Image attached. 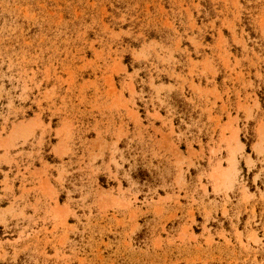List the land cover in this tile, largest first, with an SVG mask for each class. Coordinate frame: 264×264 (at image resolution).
<instances>
[{
    "label": "rangeland",
    "instance_id": "374dc122",
    "mask_svg": "<svg viewBox=\"0 0 264 264\" xmlns=\"http://www.w3.org/2000/svg\"><path fill=\"white\" fill-rule=\"evenodd\" d=\"M0 264H264V0H0Z\"/></svg>",
    "mask_w": 264,
    "mask_h": 264
}]
</instances>
